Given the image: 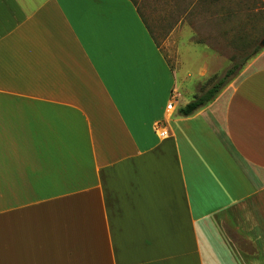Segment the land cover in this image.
Segmentation results:
<instances>
[{
	"label": "crops",
	"instance_id": "0c3cea01",
	"mask_svg": "<svg viewBox=\"0 0 264 264\" xmlns=\"http://www.w3.org/2000/svg\"><path fill=\"white\" fill-rule=\"evenodd\" d=\"M247 3L0 0V264H264V47L236 48L264 0ZM187 52L246 63L185 116L209 72L179 83Z\"/></svg>",
	"mask_w": 264,
	"mask_h": 264
},
{
	"label": "rangeland",
	"instance_id": "374dc122",
	"mask_svg": "<svg viewBox=\"0 0 264 264\" xmlns=\"http://www.w3.org/2000/svg\"><path fill=\"white\" fill-rule=\"evenodd\" d=\"M248 3L251 2V0H246ZM247 3V4H248ZM241 15L240 18L243 21V24L246 25V22H248V25L250 26L249 28H244L242 29L244 33L243 40L245 43L242 42L240 46H237L236 48L237 51L240 52V56L243 58L245 57H252L255 49H258L259 46V41L263 37L264 34V28H255L256 25H262L264 24V11H259V13L253 14L252 11L249 12V20L244 22V16L248 17L245 13L239 14ZM235 33L238 31H234ZM201 55H193V53H185V56L179 62H171L172 65L174 66V69L177 73V81L180 83L183 79L184 84L188 80H193V75L189 78L185 74L190 71L193 73V69L195 66H197L199 63L207 64L209 67L208 61H201L197 60L198 57ZM205 57V56H203ZM246 60L245 59H236V60H228V61H220L217 62V65L215 67H209V72L205 74L202 78V83H201V90L198 93L202 94L207 88L212 86L218 79L223 77L225 72L229 69L232 68L234 69V74L235 72L237 73L238 70L245 65ZM172 66V67H173ZM184 75V76H183ZM233 74L229 76L226 79V83L224 86L232 79ZM181 86V84L179 85ZM223 86V87H224Z\"/></svg>",
	"mask_w": 264,
	"mask_h": 264
},
{
	"label": "trees",
	"instance_id": "16d2710c",
	"mask_svg": "<svg viewBox=\"0 0 264 264\" xmlns=\"http://www.w3.org/2000/svg\"><path fill=\"white\" fill-rule=\"evenodd\" d=\"M260 49L261 48L258 47V49L256 51H259ZM233 73H234V69L229 68L225 72L223 77L218 79L212 86L207 88L202 94H199V95L196 94L190 102H188L187 104L182 106L179 109L180 114L185 115V116L190 115L193 112H195L196 110H198L199 108L208 104L211 100H213L216 97V95L219 93L221 88L226 83V79L229 76H231V74H233Z\"/></svg>",
	"mask_w": 264,
	"mask_h": 264
},
{
	"label": "built area",
	"instance_id": "2783aa9c",
	"mask_svg": "<svg viewBox=\"0 0 264 264\" xmlns=\"http://www.w3.org/2000/svg\"><path fill=\"white\" fill-rule=\"evenodd\" d=\"M166 109L167 110H173L174 109V105H173V102L172 101L168 102V104L166 105ZM159 134L161 136H165V135H167V131L165 129L164 130H161Z\"/></svg>",
	"mask_w": 264,
	"mask_h": 264
},
{
	"label": "water",
	"instance_id": "95a60500",
	"mask_svg": "<svg viewBox=\"0 0 264 264\" xmlns=\"http://www.w3.org/2000/svg\"><path fill=\"white\" fill-rule=\"evenodd\" d=\"M259 45H260L261 47H264V36H263L262 39L260 40Z\"/></svg>",
	"mask_w": 264,
	"mask_h": 264
}]
</instances>
